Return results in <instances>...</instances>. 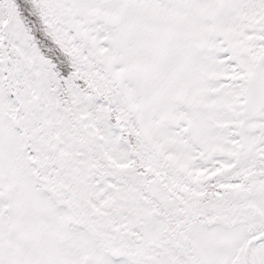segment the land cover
<instances>
[{
    "label": "snow or ice",
    "instance_id": "obj_1",
    "mask_svg": "<svg viewBox=\"0 0 264 264\" xmlns=\"http://www.w3.org/2000/svg\"><path fill=\"white\" fill-rule=\"evenodd\" d=\"M0 264H264V0H0Z\"/></svg>",
    "mask_w": 264,
    "mask_h": 264
}]
</instances>
